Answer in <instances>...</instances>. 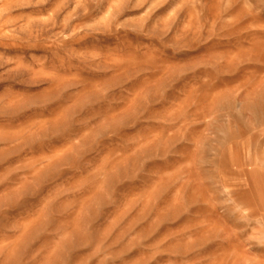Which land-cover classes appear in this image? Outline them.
Returning <instances> with one entry per match:
<instances>
[{
	"label": "rangeland",
	"instance_id": "obj_1",
	"mask_svg": "<svg viewBox=\"0 0 264 264\" xmlns=\"http://www.w3.org/2000/svg\"><path fill=\"white\" fill-rule=\"evenodd\" d=\"M0 264H264V0H0Z\"/></svg>",
	"mask_w": 264,
	"mask_h": 264
}]
</instances>
